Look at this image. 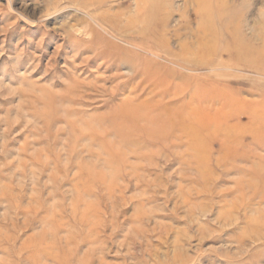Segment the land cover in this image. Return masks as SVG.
Instances as JSON below:
<instances>
[{
    "label": "rangeland",
    "instance_id": "374dc122",
    "mask_svg": "<svg viewBox=\"0 0 264 264\" xmlns=\"http://www.w3.org/2000/svg\"><path fill=\"white\" fill-rule=\"evenodd\" d=\"M227 2L207 42L184 0H0V264H264V0Z\"/></svg>",
    "mask_w": 264,
    "mask_h": 264
},
{
    "label": "bare ground",
    "instance_id": "6f19581e",
    "mask_svg": "<svg viewBox=\"0 0 264 264\" xmlns=\"http://www.w3.org/2000/svg\"><path fill=\"white\" fill-rule=\"evenodd\" d=\"M228 0H184V3L186 5V3H188V6H186V8L188 7H193L194 8V17H195V22H197L201 28H202V32L200 33V36L198 37L201 41H209L210 38H218L220 35L218 34V31H216V24H227V23H231L230 21H232L233 18L229 17L225 12V8L228 5ZM243 18V17H240ZM254 22V21H251ZM251 22H249L248 24H251ZM256 22V21H255ZM258 30V28L253 25L251 26V36H258V32L256 33L255 31ZM234 31L237 34H240V32L242 31V25L241 23L235 25L234 27ZM253 36V37H254ZM259 38V36H258ZM252 52V49L250 47H238V44H234L233 45V51L230 52L228 54V56L233 57V59L235 58L239 60L240 64L243 67H248L250 66L251 61H245L247 60V56L250 55V53ZM128 104L126 103L125 106H127ZM151 105H147L146 106V111H148L149 109H151L150 107ZM136 107H132V110H135ZM177 112V110L175 108H173L172 110V114L168 115L167 117L164 118V114H161V112H158L151 120V126H153L155 128V130H153L151 132V135H163L166 134L168 132V128L167 126H163L164 124H166V120L170 117H173L174 113ZM147 119V118H146Z\"/></svg>",
    "mask_w": 264,
    "mask_h": 264
}]
</instances>
